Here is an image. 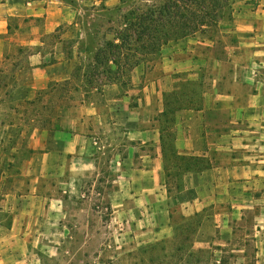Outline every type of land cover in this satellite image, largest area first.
I'll use <instances>...</instances> for the list:
<instances>
[{"label": "crops", "instance_id": "1", "mask_svg": "<svg viewBox=\"0 0 264 264\" xmlns=\"http://www.w3.org/2000/svg\"><path fill=\"white\" fill-rule=\"evenodd\" d=\"M122 2L0 0V62L27 55L3 87L13 104L32 106L49 87L71 79L84 57H92L87 40L94 38L97 48L114 41L104 14L118 17ZM230 27L231 38L221 39L223 55L216 42L199 35L171 42L149 70L140 65L127 84H107L102 102L81 103L77 118L59 109L38 125L1 123L0 212L11 220L0 221V251L62 249L77 217L94 218L87 191L109 183L106 227L121 236L132 233L136 248L173 237V208L186 216L214 210L201 234L253 214L254 264H264V0H236ZM47 38L55 44L47 46ZM207 76L212 79L205 87ZM188 82L194 86L186 92ZM171 93L183 105L173 114L171 144L213 164L186 175L184 188L173 195L163 150ZM211 113L225 120L213 121ZM1 263L15 262L0 252Z\"/></svg>", "mask_w": 264, "mask_h": 264}, {"label": "rangeland", "instance_id": "2", "mask_svg": "<svg viewBox=\"0 0 264 264\" xmlns=\"http://www.w3.org/2000/svg\"><path fill=\"white\" fill-rule=\"evenodd\" d=\"M117 18V17H115ZM98 17L93 16L88 23V32L92 36L95 27L93 21ZM223 30L219 37L216 38V53L223 55L222 41L224 35L231 38L230 25L222 26ZM63 32V31H62ZM91 38V37H90ZM47 46L55 44L56 40L47 38ZM91 40H87L86 50L90 51ZM93 45V42H92ZM14 50L18 47L14 46ZM15 53V52H14ZM88 55L83 59V65L91 64L93 58ZM26 53L14 54L12 59L0 62V124L15 120L18 124L23 125H38L45 118H53L51 114L55 110L54 107L61 98L60 92L44 93L40 97V101L34 105H16L13 104L9 91L3 88L11 72L26 61ZM131 75L122 78V82L127 84L130 81ZM212 77L207 76L208 87ZM193 84L188 82L184 85V90L189 92L193 88ZM52 88V87H51ZM50 88V89H51ZM197 88V87H196ZM197 90V89H196ZM196 98H200L199 89ZM181 95V94H180ZM83 94L79 95L77 100H70L68 108L70 114L77 118L80 113L78 111L81 105ZM170 102L171 110L180 105L178 96L175 93L166 96ZM74 101V102H73ZM182 105V104H181ZM13 108H16V113L12 114ZM18 112L27 113L28 116L17 114ZM17 114V115H16ZM14 115H16L14 117ZM213 121L225 120V115L220 113L209 114ZM28 117V118H27ZM70 115L67 120H71ZM3 126L0 125V140L4 132ZM7 161V158L5 159ZM112 189V184L104 183L91 187L87 191L89 199L86 207L90 213L94 214V218L83 215L76 218L77 227L69 234L67 243L62 249H20L15 248L7 251L2 249V254L5 256L9 252L10 261L15 263L10 264H254L255 255V228L253 214L247 215L244 219H239L238 215L225 228H216L214 225L209 227L205 233H200L202 222L208 215H211L214 210L208 209L195 215L186 216L180 209H172V222L175 234L174 239H166L154 243V259L144 253L143 250L152 246L149 245L143 248H136L133 243V234L129 231L126 235L121 236L119 232L112 228L106 227V222L111 218L108 217L107 211V191ZM101 194V195H100ZM2 208V207H1ZM11 217L7 211L0 212V221L8 225ZM88 225L91 231L88 232ZM178 236V237H177ZM177 237V238H176ZM176 240V241H175ZM199 243L202 246H199ZM165 258V259H164ZM5 264V263H1Z\"/></svg>", "mask_w": 264, "mask_h": 264}, {"label": "trees", "instance_id": "3", "mask_svg": "<svg viewBox=\"0 0 264 264\" xmlns=\"http://www.w3.org/2000/svg\"><path fill=\"white\" fill-rule=\"evenodd\" d=\"M235 1L123 0L124 13L117 18L110 11L104 14L111 25L109 31H113L115 40L107 41L104 46L97 48L94 45V38H91L90 53L93 58L91 64L88 66L81 64L71 79L55 83L45 92L61 93L53 113L56 114L59 109H68L69 101L77 100L81 94H83L81 103L96 99L102 102L103 89L107 84L120 82L140 65L149 70L160 58L162 48L171 42L197 35L216 42V38L223 30L222 26L233 23ZM40 97L37 101H40ZM190 105L191 103L186 104ZM167 107H171L170 102H167ZM181 107L183 105L180 104L177 108L171 110L169 108L166 113L168 126L165 139L163 137V150L166 188L169 195L177 194L184 188L186 175L213 168L210 159L180 154L171 144L173 114ZM154 250L155 247L152 245L143 251L149 254L152 260L155 257Z\"/></svg>", "mask_w": 264, "mask_h": 264}]
</instances>
